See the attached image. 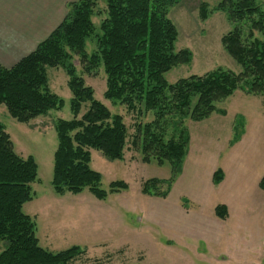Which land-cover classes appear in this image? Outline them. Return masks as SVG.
<instances>
[{"label": "rangeland", "instance_id": "obj_1", "mask_svg": "<svg viewBox=\"0 0 264 264\" xmlns=\"http://www.w3.org/2000/svg\"><path fill=\"white\" fill-rule=\"evenodd\" d=\"M220 1L205 0L207 10ZM256 2L264 8V0ZM103 8L98 1L100 14L93 19L97 26L104 18ZM209 13L206 20L200 18L199 0H180L170 7L178 30L175 48L189 49L192 60L170 69L164 75L168 83L217 68L240 71L221 44L231 30L225 13ZM74 64L95 98L123 115L129 137L122 159H107L90 150V166L101 175L105 198L86 188L56 194L51 185L57 146L54 124L73 116L65 72L47 69L52 92L63 100L60 109L20 123L0 105V123L14 150L32 156L37 164L35 194L22 210L34 217L40 244L50 251L79 246L85 254L73 264H264V99L236 90L216 104L221 110L202 120L186 119L187 153L175 170L169 162L144 160L141 149L132 144L136 123L152 115L139 117L105 100L103 70L84 74ZM152 179L164 181L155 190L167 192L165 196L144 190ZM116 181L124 187L110 191V183ZM219 205L226 209L224 218L216 213Z\"/></svg>", "mask_w": 264, "mask_h": 264}, {"label": "trees", "instance_id": "obj_2", "mask_svg": "<svg viewBox=\"0 0 264 264\" xmlns=\"http://www.w3.org/2000/svg\"><path fill=\"white\" fill-rule=\"evenodd\" d=\"M98 1L104 5V18L97 26L93 19L100 14ZM178 1H72L62 22L31 53L10 68L0 65V105L20 123L62 107L63 100L49 86L47 69L60 68L67 76L73 116L54 124L57 146L51 185L56 194L86 188L105 198L101 175L90 166V150L107 159H122L129 137L123 115L95 98L75 61L84 74L103 70L105 100L139 117L152 115L151 120L136 123L132 144L141 149L144 160L169 162L175 170L187 153L186 119L202 120L221 110L216 104L236 90L264 99V8L256 0H221L210 10L205 0H199L202 20L212 11L225 13L231 30L222 36L221 44L240 66L239 72L217 68L174 83L166 81L170 69L192 60L189 49L175 48L178 30L170 7ZM91 42L94 48L89 52ZM37 175L34 158L14 150L0 123V264H73L85 254L79 246L50 251L39 244L36 221L22 210L34 197ZM162 182L147 181L144 190L165 196L167 192L155 190ZM123 187L121 181L111 182L109 190ZM225 212L224 205L216 207L221 218Z\"/></svg>", "mask_w": 264, "mask_h": 264}, {"label": "crops", "instance_id": "obj_3", "mask_svg": "<svg viewBox=\"0 0 264 264\" xmlns=\"http://www.w3.org/2000/svg\"><path fill=\"white\" fill-rule=\"evenodd\" d=\"M72 1L0 0V65L10 68L31 53L62 22Z\"/></svg>", "mask_w": 264, "mask_h": 264}]
</instances>
